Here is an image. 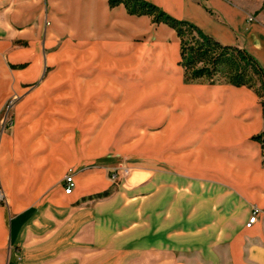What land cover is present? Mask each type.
Listing matches in <instances>:
<instances>
[{"label": "crops", "instance_id": "0c3cea01", "mask_svg": "<svg viewBox=\"0 0 264 264\" xmlns=\"http://www.w3.org/2000/svg\"><path fill=\"white\" fill-rule=\"evenodd\" d=\"M147 1L264 67V0ZM0 5V264H264L252 89L186 81L174 30L108 0Z\"/></svg>", "mask_w": 264, "mask_h": 264}, {"label": "trees", "instance_id": "16d2710c", "mask_svg": "<svg viewBox=\"0 0 264 264\" xmlns=\"http://www.w3.org/2000/svg\"><path fill=\"white\" fill-rule=\"evenodd\" d=\"M108 5H121L130 15H145L152 23L172 28L179 39V64L186 81H219L250 88L259 100L264 119V67L244 47L221 44L195 24L174 18L147 0H108ZM251 139L260 144L264 165V130Z\"/></svg>", "mask_w": 264, "mask_h": 264}, {"label": "rangeland", "instance_id": "374dc122", "mask_svg": "<svg viewBox=\"0 0 264 264\" xmlns=\"http://www.w3.org/2000/svg\"><path fill=\"white\" fill-rule=\"evenodd\" d=\"M3 9L4 7L2 5H0V13L2 14L3 12ZM198 81V80H197ZM200 82V81H199ZM5 110V109H4ZM126 166L124 167H121V168H114V169H111L109 174L112 172V174H115L116 177L115 178H111V175H110V178L112 179V181L116 184H120V185H125L126 183L128 182H134V180H142L143 178L147 177L148 175L146 173H138V171L136 169H132L130 168V164L129 163H126L125 164ZM136 176V178H133V179H129L130 177L132 176ZM139 175V177H138Z\"/></svg>", "mask_w": 264, "mask_h": 264}, {"label": "built area", "instance_id": "2783aa9c", "mask_svg": "<svg viewBox=\"0 0 264 264\" xmlns=\"http://www.w3.org/2000/svg\"><path fill=\"white\" fill-rule=\"evenodd\" d=\"M3 120H5V118ZM115 177H116L115 174H111L112 179ZM63 186H64L65 194H70L72 192L73 187H74V180H73V175H72L71 170H67L66 174L64 175ZM3 200H4V194H3V189L0 183V202H2ZM259 213H260V210L257 207H253L251 210V214L247 222L245 223V226L250 227L257 220Z\"/></svg>", "mask_w": 264, "mask_h": 264}]
</instances>
